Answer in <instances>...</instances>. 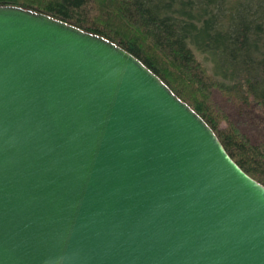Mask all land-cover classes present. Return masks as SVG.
Returning <instances> with one entry per match:
<instances>
[{"label": "water", "instance_id": "water-1", "mask_svg": "<svg viewBox=\"0 0 264 264\" xmlns=\"http://www.w3.org/2000/svg\"><path fill=\"white\" fill-rule=\"evenodd\" d=\"M0 264H264V184L134 54L0 4Z\"/></svg>", "mask_w": 264, "mask_h": 264}, {"label": "trees", "instance_id": "trees-1", "mask_svg": "<svg viewBox=\"0 0 264 264\" xmlns=\"http://www.w3.org/2000/svg\"><path fill=\"white\" fill-rule=\"evenodd\" d=\"M122 46L215 131L264 184V0H0ZM221 93L230 107L217 104Z\"/></svg>", "mask_w": 264, "mask_h": 264}, {"label": "rangeland", "instance_id": "rangeland-1", "mask_svg": "<svg viewBox=\"0 0 264 264\" xmlns=\"http://www.w3.org/2000/svg\"><path fill=\"white\" fill-rule=\"evenodd\" d=\"M213 99H214V101H215L217 104H219V105H220V104L224 105L225 108H226L225 105H227V106L230 107V104L226 102V99L224 98V96H223L221 93L217 92V91L214 92V94H213ZM230 108H231V107H230Z\"/></svg>", "mask_w": 264, "mask_h": 264}]
</instances>
